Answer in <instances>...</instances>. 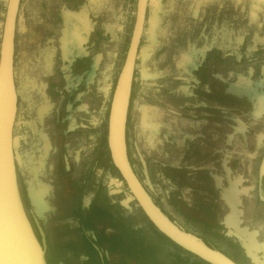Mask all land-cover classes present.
I'll list each match as a JSON object with an SVG mask.
<instances>
[{
	"label": "flooded vegetation",
	"instance_id": "flooded-vegetation-1",
	"mask_svg": "<svg viewBox=\"0 0 264 264\" xmlns=\"http://www.w3.org/2000/svg\"><path fill=\"white\" fill-rule=\"evenodd\" d=\"M138 1H17L12 52L17 111L11 142L15 167L21 177L22 198L27 208L37 210L33 217L41 224L42 220L37 214H45L47 220L52 223H65L44 228L48 264L118 262V256L110 253L118 233L107 235L103 227L100 228L97 224L100 222V216L107 215L101 222L108 221L109 228L114 230L110 219L117 212L114 207H117L115 201L119 195L123 198L119 203L126 206V209H122L118 216L124 215L132 208L131 203L129 208L127 207L128 200L133 198L130 197V192L126 190L125 184L122 183L120 187V180L114 179L107 135L109 112L133 38ZM145 3L136 58H145L146 73H159V81L163 83V72L161 73L159 68L156 69L159 62L155 60L158 57L156 54L159 52L161 55L165 48V44L159 43V36L164 31H167L169 37L172 36L171 28H174V36L180 38L182 33L178 18L181 13L178 8L181 5L190 7L184 8L183 11L191 12L194 17L199 7L205 6L210 10L215 0H171L168 5L167 0H146ZM7 4L8 0H0V38L3 36L7 20ZM166 10L169 12L165 13ZM223 32L227 34L225 30ZM254 40L249 44L244 42L240 46L244 49L238 62L241 72L235 74L230 70L223 78L228 80V92L224 95L229 98V106L235 109L222 113L221 120L225 123L222 140L225 148H215L211 151V161L201 171V176H205L203 181H199L194 175L197 171L188 166L193 175L189 176L190 172L186 170L181 178V181L192 185L199 182L206 185L211 189V198L207 202H195L190 207L179 199L177 205L183 210H191L192 225L202 228L199 232H191L199 235L205 243L215 237L218 241L226 243L228 250H240L237 243L223 240L220 231H224V228L220 226V229H217L215 223L218 205L214 202V185L222 187V197L229 206L224 205L222 214L226 216L224 222L228 234L240 237L246 243L250 255L256 251L247 234L257 242L260 230L256 227L250 229L247 223L242 227V204L244 203L246 211L259 204L256 196L252 198L254 203H249L247 199L250 198L249 194L256 193L257 186L255 184L253 190L251 183L253 177L258 174V167L249 165L248 169L247 162L253 161L264 138L263 134L258 135L264 125V119L261 120L264 112V26L257 32V38ZM250 46H253V50H249ZM174 47L176 46L170 45L169 49L176 52ZM178 52L179 59L177 57L175 61L169 60V72L181 58H189L192 61L194 51L186 42ZM220 52L219 50V55ZM225 60L228 67L232 62H237L236 58L231 56ZM136 64L140 65L139 61ZM248 67H252V73L248 72ZM137 70L138 67L135 73ZM181 74L179 78H182ZM134 78L130 83L127 126L130 125L133 129L134 102L139 98L142 99L141 104H153L156 107L154 111L164 117L163 121H178L185 117L180 105L176 103L181 100L176 93L166 95L161 83L158 92L153 93L156 100L152 99L149 88L144 84L150 82L134 83ZM234 83L238 85L237 92L234 91ZM104 87L106 92L102 91ZM179 87V91H183L185 88L181 87L186 86ZM253 102L257 105L254 120L247 115L252 112ZM170 110L172 112H169ZM167 125L166 123V127L158 135H154L158 147L154 146L153 151L159 150L162 145L164 148L165 141L161 134L165 130L170 131V125ZM175 128L178 131V127ZM219 129L218 127L217 131ZM127 132L129 133L128 127ZM213 135L215 132L211 134ZM185 138V141L187 138L189 141L193 136L185 135ZM126 143L128 144L127 141ZM253 149L254 154H248L247 150ZM164 154L163 152L162 156ZM178 160L179 157L173 160V165L179 166ZM130 161L133 163L134 159ZM106 174L113 177L107 183ZM126 194L130 198L126 197ZM113 202L114 205L111 204ZM52 205L56 207L54 213L50 210ZM176 221L180 225L183 224L180 219ZM73 222L76 226H73ZM131 226L132 224L123 223L120 233L132 234ZM89 232L94 233L95 243L90 240ZM97 246L106 249L111 257L104 255L101 258L96 253ZM176 250L178 252L180 248L177 247ZM191 256L182 259L180 253L178 258L181 264H191Z\"/></svg>",
	"mask_w": 264,
	"mask_h": 264
},
{
	"label": "crops",
	"instance_id": "crops-1",
	"mask_svg": "<svg viewBox=\"0 0 264 264\" xmlns=\"http://www.w3.org/2000/svg\"><path fill=\"white\" fill-rule=\"evenodd\" d=\"M247 1L248 0H215L210 10H207L205 6L199 7L194 17L191 16V12L183 11L184 8L189 9L190 7L181 5L178 8V12L181 13L178 18L179 23H181V27H179L182 33L180 38L174 36L173 32L175 29L171 27L172 36L169 37L167 31H164V33H162L163 37L160 35V38H158L160 44H165V48L161 55L158 52L156 54L158 57L156 55L155 57L160 58L159 60L161 63L158 65V68L163 72L161 77L165 81L163 80V83L161 80L159 81L160 74L154 71L149 72L146 80L148 82L151 80V82L153 81L152 83L159 81L157 84L158 86L162 83L161 87H164L166 95L176 93L183 103L179 104L183 110L182 114L185 115V117L178 121L172 119L165 121H163V119L160 121L158 120V112L150 109V107L154 108L153 104V106L149 105L148 110H143V112L139 114L150 129H157V132H154L156 135L166 127V123L170 126L178 127V131L170 132L165 130L161 134L162 137H165L164 134L167 133V138L164 139V148L162 145L157 151V154L144 156L142 159L143 161L135 159V169L137 173H139L137 176L142 186L146 188L147 192L153 197L163 213L170 216L172 218L171 221L180 219L183 223L182 225L188 231L198 230L199 232L202 228H197L192 225V212L189 209L183 210L179 208L177 206L179 199H182L184 205L190 207L195 202H207V200L211 198L209 196L211 194L207 191L206 185L200 182L192 185L189 182L181 181V178L186 170H189V176L191 174L193 175L191 169L188 168L193 167L194 170L197 171L193 170L196 172V174H194L195 177H197L199 181H203L205 176H201L203 175L201 171H203L204 166L210 163L212 156L211 151H214L215 148H225L222 140L225 134V123L221 120V117L228 110L231 111L235 109L229 106V98L227 95H224L228 92V80L227 78H223L230 70H233L235 74L241 72V66L238 62L241 59L242 51H244L240 46L243 45L244 42H237V38L243 35L241 39H245L246 41V37H248V41L246 42L249 44L255 35L252 34L251 30L245 33L246 28L244 27L246 25L252 29L255 23H259V13L257 14L256 22L246 19L250 4L247 3ZM169 3L170 1H167V5ZM164 12L168 13L169 10ZM260 12H264V10ZM262 23H264V21H262ZM223 30H225L227 34H225ZM185 42L186 45H188V47L191 46V49L194 51L192 54V61L190 60L187 66L188 68L184 72L182 70L179 73V69L176 67L169 72V60L175 61L177 57L178 59L180 58V55L177 56V52L183 49ZM170 45L176 46L174 49L177 51L173 52L171 48L169 49ZM219 50L221 51L220 55L218 53ZM219 56H221V60H219ZM229 56L237 60V62L232 65V68L228 67L225 63L226 57ZM155 60L157 61V59ZM219 62L222 63L219 64ZM136 68L135 66V69ZM181 73L183 76L179 78V74ZM181 82L185 83L179 84ZM147 84L150 96H152L151 98L155 99L151 89L152 87H150L151 85H149V83ZM179 85L186 86L181 87L183 89L185 88L183 93L179 91ZM233 86L235 88L234 91L237 92L238 85L234 83ZM150 111L153 112V115L151 114L152 117L149 115ZM168 125L167 127H169ZM218 127L220 128L219 131H217ZM135 129L137 131V128ZM214 132L215 135L211 136ZM151 134L153 133L151 132ZM185 135H189V137L193 136V139H189L188 141L187 138V142L184 140ZM157 139L159 138L157 137ZM149 140H151V138ZM162 152L165 153L163 158ZM101 156H103V154H101ZM177 157H179V166L170 163L176 160ZM164 158H167V160ZM102 166L104 168V165ZM112 167L113 173H115L114 178L120 180V182L123 181L118 169L114 166ZM179 170H181V172ZM145 177L147 183L143 181ZM121 184L122 183H119L120 187ZM123 184H125L124 181ZM126 190H128L127 187ZM120 200L122 202L123 198L119 195L115 201L117 202L115 204L117 207H114L117 212L112 219H110L112 228L115 230L114 234L118 233L110 253L117 255V260L120 261L122 256L121 252H123L124 249H129V246L133 244L134 240L147 238V240L153 241V243H157L159 246L157 259L152 262L156 264H181L178 258L181 250L177 252L176 244L167 238V236L158 232L156 226L148 219L135 198L127 202V207L129 208V203H131L132 208H129L124 215L118 216L122 209H126V206L123 204L122 206L121 203H119ZM115 202L111 204L114 205ZM106 217L107 215L100 216V222L97 224L100 228L103 227V231L105 232L107 227L109 228L107 224L108 221H101L106 219ZM123 223L126 225L132 224V234L120 233ZM145 224L146 226L144 227ZM73 226H76L75 222H73ZM160 234L164 237L163 240L167 245L163 246L159 243L157 238L161 237ZM83 259H86V257H83ZM132 264H135V262Z\"/></svg>",
	"mask_w": 264,
	"mask_h": 264
},
{
	"label": "water",
	"instance_id": "water-1",
	"mask_svg": "<svg viewBox=\"0 0 264 264\" xmlns=\"http://www.w3.org/2000/svg\"><path fill=\"white\" fill-rule=\"evenodd\" d=\"M247 3L250 2L247 1ZM258 16L259 23H255L252 29L245 25V33H248V31L251 30L252 34L255 35L259 30H261V27L264 26V23H262V21H264V12H260ZM246 19L249 18L246 17ZM246 41H248V37H246ZM246 41L245 39H241L242 43ZM11 52L12 51L10 49L8 55ZM245 53L247 54V50H245ZM1 59L2 53L0 52V64ZM230 67L232 66L230 65ZM248 72L252 73V67H248ZM256 108L257 105L255 104V102H253L252 112L251 114H247L251 116L253 120L255 118L254 116L257 115ZM262 116L263 117H261V120L264 119V112ZM110 125L111 120H109V126ZM259 134H263L264 136V125L261 126V130L259 131L258 135ZM262 140L263 142L261 144V147L258 150V153L254 157L253 161L247 162L248 169L249 165L251 167H258V174L256 177H253V183H251V185L253 186V190L256 184V193L249 194L250 198L247 199H249V203H254L252 201V198H255L256 196L259 200V204L248 211H246L244 203L242 204V209H244V222L242 224V227H245L247 223L248 225H250V229L256 227L260 230V232L258 233L259 238H257L258 250H256V253L253 255L249 254V249L247 248L246 243L242 241L240 237L228 234V228L226 227L224 222L226 216L224 217V215H222L225 209L224 205H228L225 203V200L222 197V187H219L217 184L214 185V190L216 192L214 194V202L218 205L217 214L215 216V223L217 229H220V226L224 228V231H220L223 234V240H231L234 243H237L241 248L240 250L234 248L228 250L226 248L227 244L218 241L215 237L205 243V241L201 239V237L196 233H192L191 231L186 230L183 226L180 225L179 228L178 225L175 224V220L171 221V219H169L170 217L163 213V211L156 204V201L153 199V197H151L146 188L142 186V183L139 181V177L135 175L133 171H131L129 163L125 155H123L127 166L126 170L131 174L133 180L135 181V186L140 191V196L144 198L150 209L147 211L141 205L139 200H137L136 198L135 199L147 215L148 219H150L151 222L156 226L158 232L167 236V238L173 241L174 244H176V246L180 248L182 259L183 257L186 258L192 255V257L190 258L192 262L191 264H218L217 262H220L221 264H264V171H261L262 167L264 166V138H262ZM122 144L125 151L123 141ZM5 150L8 154V157L7 159L5 158V162H3L0 166V264H48L46 259L48 256V247L46 243V232L44 231V228L48 226L60 224L62 225V223L64 222L59 221L56 223H52L47 220L45 214H37V216L39 215L38 217L42 220V225L39 220L33 217V214L37 213L35 212L37 210H35V208H27L24 199L22 198L23 195L20 189L21 177L16 170L13 153L11 150H7V148H5ZM254 151L255 149H253V151L247 150L248 154H254ZM113 152L114 151L110 149L111 160L113 161L114 166H116V168H119ZM214 154L216 156V152ZM213 176L215 177V175ZM123 180L126 181V178L124 177ZM121 183H123V181H121ZM207 191L211 192V189L207 187ZM125 196L130 198L128 194H126ZM52 206L53 207H51L50 210H52L51 212L54 213L56 211V207L54 205ZM152 214L155 215V217L152 216ZM114 231L115 230L107 227L105 233L107 235H110ZM89 235L90 240L95 243L96 237L94 233L89 232ZM180 235L187 238V240L193 241L198 247V253L192 252L193 250L190 249V247L185 246L180 240L182 239L179 237ZM261 237L263 238L261 239ZM96 251V253L99 254L101 258H103L104 255L106 257H111L107 253L106 249L97 246ZM111 264H115V262H112Z\"/></svg>",
	"mask_w": 264,
	"mask_h": 264
},
{
	"label": "bare ground",
	"instance_id": "bare-ground-1",
	"mask_svg": "<svg viewBox=\"0 0 264 264\" xmlns=\"http://www.w3.org/2000/svg\"><path fill=\"white\" fill-rule=\"evenodd\" d=\"M17 1L18 0H8L7 20L4 25L5 27L3 29L4 30L2 34L3 36L2 38H0V50H1L0 52L2 53V59H1V64H0V166L2 165L3 162H5V158L7 159L8 157L7 156L8 154L6 153L5 148H7V150H11L13 153L11 141H12V128L14 124L16 111H17V108H16V96L17 95H16L15 87L13 86L14 85V82H13L14 69H13L12 52L14 48V30H13L14 22L13 21H14V15H16V12H17ZM259 1H262V4H264V0H259ZM145 2L146 0L138 1V10H137L138 12H136L137 17H136L135 27H133L134 29L132 33L133 38L131 41L130 49L128 51V58L119 75L115 98L113 100L112 108L110 109V112H109V120H111V125L109 126V121H108V135H107L108 140L107 141H108V144H110V149L114 151L113 155L115 156V160L117 161V165L119 166V168L117 167V169L119 171L121 178L122 179L124 177L126 178L127 182L124 180L123 181L125 182L126 187L128 191L130 192L131 197L139 200L141 205L148 211L150 208L147 202L144 200V198L140 196L141 195L140 191L135 186V181L133 180L131 174L126 170L127 166H126L124 156H123L125 155L129 163V166L131 168V171H133L135 175H139V173H137V171L133 168V165L131 161L129 160L130 155H129V150H128V146L126 143V140H127V134H126L127 133V123H126L127 118L126 117H127L128 101H129V96H130V91H131L130 83H131V80L134 78V74H135V66H136V61H137L136 54L138 52V46H139L138 44H139V40L141 38V32H142V29H141L142 15H143V9L146 5ZM261 10H264V8H257V10L254 9V16H253L254 21L257 20V14L260 13ZM241 37L242 35L239 38H237V42H241ZM256 38H257V34H255L253 40ZM10 49L12 52L8 55V52ZM249 50H253V46H250ZM159 59L160 58H157V62H159L160 64ZM190 60L191 59L189 58H186V59L181 58L179 61H176L175 66L177 67V69L181 71L183 70L184 72L187 70L188 68L187 66ZM156 69L158 70V67ZM159 70L161 72V69ZM153 74H156V73H153ZM150 83H151V80H150ZM154 83L150 85L155 87ZM179 86H182V85H179ZM179 107L181 108V106ZM122 127H123V135H122ZM164 135H165L164 138H167V133ZM122 141L124 143L125 151L123 149ZM13 158H14V155H13ZM141 160L142 158L140 157V161ZM170 163L173 164L174 162H170ZM261 171H264V166L262 167ZM143 181L147 183L146 177H145V180ZM152 216L155 217V215L153 214ZM174 222L179 227L180 224L178 223V221L175 220ZM247 235L250 238V241L252 245L254 246L255 251L258 250L257 242L252 237H250V234H247ZM179 237L182 238L180 240L185 246L190 247V249L193 250L192 252L198 251V247L197 245H195L193 241L187 240V238L181 235ZM217 263L221 264L220 262H217Z\"/></svg>",
	"mask_w": 264,
	"mask_h": 264
},
{
	"label": "rangeland",
	"instance_id": "rangeland-1",
	"mask_svg": "<svg viewBox=\"0 0 264 264\" xmlns=\"http://www.w3.org/2000/svg\"><path fill=\"white\" fill-rule=\"evenodd\" d=\"M167 1H171V0H167ZM243 1H245V0H243ZM248 1H250V4H249V7H248V15H247V17L249 18L248 20L254 21L253 20V18H254L253 17L254 16V9L257 10V8H264V4H262V1H259V0H248ZM0 27H1V23H0ZM144 59H142V58L137 59V61H139V64L141 66L136 64V67H138L139 70H137L136 73H135L134 83L136 81H138L139 84H140L143 81H146L147 78H148V74L145 71V66H144L145 65V63H144L145 60ZM232 63L234 64V62H232ZM233 64H231V66ZM178 67H180V66H178ZM230 68H232V67H230ZM156 83L157 82L154 83L155 87L154 86H150V87H152L151 89H152L153 93L158 91V88L160 87V86L157 87ZM144 84L148 85L147 83H144ZM105 90H106L105 87L102 88L103 92H106ZM180 92L183 93V91H180ZM141 102H142L141 98L137 99L134 102L135 110H134V113H132V116H133V129L131 128L130 125L127 126L128 129H129V133L127 132L128 135H127V140L126 141L129 144V145L127 144V146H128V150H129L130 160L134 159V162L132 163L134 169H135V159L140 161V157L143 159L144 156H146V155L150 156V155L156 154L157 151H158V150L153 151L154 150V146L158 147L157 141H154V139H156L154 137V135H155L154 132H157V129L156 130H155V128H151L150 129L145 124V122L143 121V119L139 115L141 112H143V110H148L149 105H148V103H142L141 104ZM176 103L179 104V103H181V101L179 100ZM150 105H152V104H150ZM155 108H156L155 106H154V108L150 107V109H152L153 111L155 110ZM152 113L153 112L150 111L149 115L151 116ZM157 115H158V120L161 121L162 119H164L162 114L158 113ZM134 127L137 128V131H136V129ZM176 129L177 128H175L173 126L169 127L170 132H173V131L176 132L177 131ZM153 130H155V131H153ZM151 132L154 135L151 134ZM149 137L151 138V140H149ZM163 139H166V138L163 137ZM162 154H163V152H162ZM163 157H164V155L162 156V158ZM164 159L167 160V158H164ZM101 173H102V171H101ZM99 177L101 178V175H99ZM105 179H107L106 183L109 182V180H110L108 176H106ZM145 226H146V224L144 225V227ZM161 237L157 238L159 240V243L161 245H163V246L167 245L166 242L163 240L164 237L162 235H161ZM158 247L159 246H158L157 243H153V241L151 242V241L147 240V238H143V239L139 238L137 240H134L133 244L131 246H129V249H124L123 252H121L122 253L121 260L118 261L117 264H130V263L132 264L133 262H135V264H156L155 262H152V261L153 260L156 261V259H157V251L159 250Z\"/></svg>",
	"mask_w": 264,
	"mask_h": 264
},
{
	"label": "trees",
	"instance_id": "trees-1",
	"mask_svg": "<svg viewBox=\"0 0 264 264\" xmlns=\"http://www.w3.org/2000/svg\"><path fill=\"white\" fill-rule=\"evenodd\" d=\"M112 162V161H111ZM112 166H113V163H112ZM98 175H100V172H98ZM106 176L109 177V179L111 178L109 174H106Z\"/></svg>",
	"mask_w": 264,
	"mask_h": 264
}]
</instances>
